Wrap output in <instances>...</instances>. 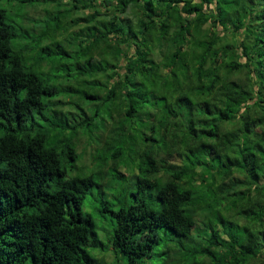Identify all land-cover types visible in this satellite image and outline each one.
<instances>
[{
	"label": "trees",
	"instance_id": "obj_1",
	"mask_svg": "<svg viewBox=\"0 0 264 264\" xmlns=\"http://www.w3.org/2000/svg\"><path fill=\"white\" fill-rule=\"evenodd\" d=\"M49 2L85 10L39 58L77 113L0 5V264H97L100 232L116 264H264V0ZM110 172L127 187L95 207L107 227L84 205Z\"/></svg>",
	"mask_w": 264,
	"mask_h": 264
},
{
	"label": "rangeland",
	"instance_id": "obj_2",
	"mask_svg": "<svg viewBox=\"0 0 264 264\" xmlns=\"http://www.w3.org/2000/svg\"><path fill=\"white\" fill-rule=\"evenodd\" d=\"M1 7L7 9L9 14L14 18L12 21V26L15 28L16 33L19 37L23 40L24 45H33L38 49V52L35 54L28 53L26 56V65L32 66L35 71L40 73H45V76L50 77L59 90L63 93V95L59 96L58 100H63L69 104L66 105V108L69 111H75L77 113V108L74 104H71V94H64V91L69 87L65 85L59 77L64 76L63 73H59L58 76H54L52 73H48L47 69L49 64L55 60L56 52L53 56H48L44 59V64L40 65V53L45 51V47L48 46L50 43H55L64 45L65 41L67 40L70 42L71 35L74 36V31L70 32L71 35H67L64 37L61 35L62 30H56L55 26L59 24L61 21H64L66 25L67 22L71 21L72 17L79 18L84 16L85 10L80 9V11H76L74 15L72 13L69 15V18H64L65 14L60 15L59 13L55 12L56 6H52L49 0H0ZM64 11V10H62ZM73 23L69 24L70 26ZM75 37V36H74ZM22 44V43H21ZM56 51V48H55ZM52 55V54H51ZM60 57H64V54L60 52ZM101 82L107 80L106 77L101 76L99 81ZM70 90V89H69ZM61 93V94H62ZM79 118V117H77ZM102 123L108 124L110 123V119L106 116L100 117L98 119V125ZM43 125V122H40ZM74 132L69 131L64 134V141L69 145H73L76 149V152L79 153V157L77 158L76 165H79V169L82 170L84 173H91L96 168L90 166V152L92 151V147H90V139L88 136H83L82 134H78L77 136H73ZM83 139V140H82ZM80 140H82L80 142ZM89 140V141H88ZM88 149V150H87ZM87 151V153H86ZM73 167V166H72ZM76 167V166H74ZM113 172V170H111ZM108 174V184L103 186V188H99L95 186L92 189V194L90 196V200L94 201V205L90 203L88 200L84 205V212L86 214L92 215L93 218L98 223H104V218L100 215V213L96 210L98 207L105 202L110 204L114 209L118 208L122 202H124L126 198V193L123 188L127 187L123 180H113L114 174ZM130 175V174H128ZM133 191V189H132ZM128 199L133 198V193L131 191L127 194ZM96 207V209H95ZM107 227L111 226L108 222H105ZM113 233V231H111ZM111 233H108L110 235ZM100 238L102 240V247L104 249L109 248L107 252L101 253L100 251H96L94 254L97 257L98 261L97 264H116L115 262V255L113 254V249L110 246L107 237L105 236L104 232H100ZM106 237V238H105ZM164 244H160V248L163 247ZM163 252V250H162ZM161 257V256H160ZM154 262L148 261V264H162L165 263L164 258ZM119 262H122L119 260ZM118 262V263H119ZM167 264V262H166Z\"/></svg>",
	"mask_w": 264,
	"mask_h": 264
}]
</instances>
